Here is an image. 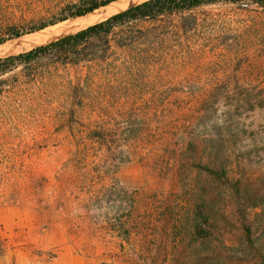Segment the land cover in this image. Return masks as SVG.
<instances>
[{"label":"trees","instance_id":"trees-1","mask_svg":"<svg viewBox=\"0 0 264 264\" xmlns=\"http://www.w3.org/2000/svg\"><path fill=\"white\" fill-rule=\"evenodd\" d=\"M113 1L77 0L39 26H8L0 44ZM216 3L253 5L264 13V0H143L73 33L0 57V76L34 63V84L45 86L55 81L54 67L76 69L62 84L69 97L67 166L89 179L72 193L84 194L86 210L106 206L98 228L133 256V264H220L229 247L226 198L236 193L240 199L241 189L238 184L229 188L226 139L199 136L212 127L209 107L218 94L161 89L145 81L146 75L169 79L177 72L178 54L170 43L197 25L194 9ZM132 159L180 182L183 190L142 193L121 187L114 175ZM107 177L110 184L100 183ZM235 205L232 214L244 232L237 260L245 255L264 264L244 206ZM6 249L0 231V254Z\"/></svg>","mask_w":264,"mask_h":264},{"label":"rangeland","instance_id":"rangeland-1","mask_svg":"<svg viewBox=\"0 0 264 264\" xmlns=\"http://www.w3.org/2000/svg\"><path fill=\"white\" fill-rule=\"evenodd\" d=\"M76 1L0 0V38L7 36L8 26H39ZM192 14L197 19L194 29L170 43L178 54L177 72L169 79L167 74L164 79L146 75L145 81L161 89L218 94L209 107L214 110L208 117L212 127L199 136L226 139L229 188L238 184L241 189L240 199L236 193L226 198L229 247L220 264H260L245 255L244 261L237 260L244 232L232 212L236 201L242 202L251 234L264 254V13L253 5L216 3L200 6ZM64 25L58 22L38 30L50 34L36 42H29L31 33L9 39L0 44V57L88 26L51 33ZM34 66L18 65L0 76V231L7 245L0 264H133V256L121 252L98 228L106 206L86 210L84 194L72 193L89 179L83 170L67 166L69 97L62 84L76 69L54 67L55 81L45 86L34 84ZM222 126L227 128L219 130ZM114 178L121 187L142 193L183 190L180 182L158 175L136 159L121 163ZM110 181L107 177L100 183Z\"/></svg>","mask_w":264,"mask_h":264},{"label":"bare ground","instance_id":"bare-ground-1","mask_svg":"<svg viewBox=\"0 0 264 264\" xmlns=\"http://www.w3.org/2000/svg\"><path fill=\"white\" fill-rule=\"evenodd\" d=\"M141 1H143V0H116V1H113V2L107 4L103 7H100V8H98L92 12L85 14L84 16L73 18L71 21L61 22L62 24L65 23V25L60 30L53 31L51 33L54 35L56 33L73 30L77 27H81L84 24H87V25L93 24V23L100 21L102 19L104 20V18H107L109 15H111L113 13L121 11V10H123V9H125L131 5H134L136 3H139ZM56 26H58V25H55V28L58 29V27H56ZM44 30H46V29H44ZM44 30L37 31L36 32V33H38L37 36H34V34H36V33H31L30 35H33V37L31 39H29V42H36V41H39L40 39H43V38H46L47 36H49L48 34H50V33H48V32L42 33ZM2 49L7 50V48H5V47Z\"/></svg>","mask_w":264,"mask_h":264}]
</instances>
